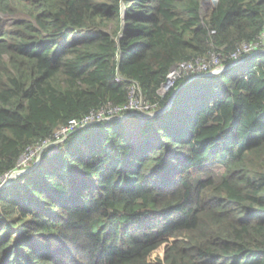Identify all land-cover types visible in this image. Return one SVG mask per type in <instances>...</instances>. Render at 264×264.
<instances>
[{"label":"trees","instance_id":"16d2710c","mask_svg":"<svg viewBox=\"0 0 264 264\" xmlns=\"http://www.w3.org/2000/svg\"><path fill=\"white\" fill-rule=\"evenodd\" d=\"M263 34L264 0H0V179L133 86L158 110L178 92L0 190V264H264V53L158 95L176 65L229 67Z\"/></svg>","mask_w":264,"mask_h":264},{"label":"built area","instance_id":"2783aa9c","mask_svg":"<svg viewBox=\"0 0 264 264\" xmlns=\"http://www.w3.org/2000/svg\"><path fill=\"white\" fill-rule=\"evenodd\" d=\"M217 2L218 0H205V3L203 2V10L211 8ZM259 53H264V34L260 38L259 43L253 45H244L238 52L234 53L231 58L234 61V64L239 65ZM244 56L247 57L242 58ZM225 68L226 67L223 66L217 58H214L209 64L203 61L180 63L171 69L166 82L162 84V86L158 90V95L161 98H164L165 96H167V94H169L172 90L175 89L176 84L181 80L188 79V82H190L191 80H195L197 78L213 77L218 74H221ZM136 92V87H131L130 101L126 106L104 108L97 113H91L89 116L85 117L81 121L70 122L67 127H64L60 130V132L56 136L55 142L50 144H43L42 146H39L36 149L28 150L27 153L23 155V157L28 156L26 164L32 165L34 162L40 159V156L45 149L66 141L72 134L91 125L98 124L104 121H123L126 118L151 119L163 114V112L169 106L168 104L163 110H158L156 106L147 103L143 100L142 97H138ZM22 158L20 159L17 165V169L13 173L17 174L23 171L21 170ZM12 174L0 179V182L4 181V185H2L1 189L5 186L8 187L12 183V179L15 176V174L14 176H12Z\"/></svg>","mask_w":264,"mask_h":264},{"label":"rangeland","instance_id":"374dc122","mask_svg":"<svg viewBox=\"0 0 264 264\" xmlns=\"http://www.w3.org/2000/svg\"><path fill=\"white\" fill-rule=\"evenodd\" d=\"M203 2L205 3V0H203ZM209 10H210V8H208V9H205V10H203V15L204 16H206L207 14H208V12H209ZM9 22V21H8ZM126 119H128V118H126ZM126 119H124V120H126ZM132 119V118H131ZM123 120V121H124ZM27 157L28 156H24L23 158H22V162H21V170H23V171H21V172H19V173H13L12 174V176H14V174H15V176H14V178L12 179V183L13 182H15L17 179H19L21 176H23V175H26V174H28V173H30L31 171H33L35 168H37L38 166H39V164L41 163V159H39V160H37L36 162H34L32 165H30V164H26V162H27ZM29 168H30V170H29ZM20 170V169H19ZM12 183L10 184V185H12ZM2 185H4V181H1L0 182V189H1V187H2ZM9 185V186H10ZM8 186V187H9ZM7 188V187H6ZM1 190H3V189H1Z\"/></svg>","mask_w":264,"mask_h":264},{"label":"water","instance_id":"95a60500","mask_svg":"<svg viewBox=\"0 0 264 264\" xmlns=\"http://www.w3.org/2000/svg\"><path fill=\"white\" fill-rule=\"evenodd\" d=\"M236 66H238L237 64H233V65H231V66H229V67H226L225 69H224V71L223 72H226V71H229V70H231L232 68H234V67H236ZM222 72V73H223ZM197 79H199V78H197ZM196 80V79H195ZM194 80H191L190 82H188L185 86H187L188 84H190L191 82H193ZM185 86H182L180 89H179V91L181 90V89H183ZM177 94H178V92L170 99V101H169V106H168V108L164 111V112H166V111H168L171 107H172V105H173V103H174V101H175V98H176V96H177ZM163 112V113H164ZM6 187V186H5ZM5 187H3V188H5ZM2 188V189H3Z\"/></svg>","mask_w":264,"mask_h":264}]
</instances>
